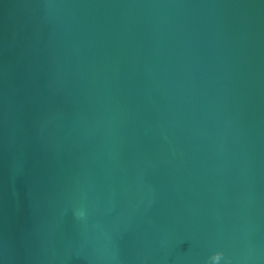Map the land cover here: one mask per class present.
<instances>
[{
    "label": "water",
    "instance_id": "95a60500",
    "mask_svg": "<svg viewBox=\"0 0 264 264\" xmlns=\"http://www.w3.org/2000/svg\"><path fill=\"white\" fill-rule=\"evenodd\" d=\"M0 264H264V0H0Z\"/></svg>",
    "mask_w": 264,
    "mask_h": 264
},
{
    "label": "clouds",
    "instance_id": "9594fccd",
    "mask_svg": "<svg viewBox=\"0 0 264 264\" xmlns=\"http://www.w3.org/2000/svg\"><path fill=\"white\" fill-rule=\"evenodd\" d=\"M221 256H222V254H221V253H219L217 258H220Z\"/></svg>",
    "mask_w": 264,
    "mask_h": 264
}]
</instances>
